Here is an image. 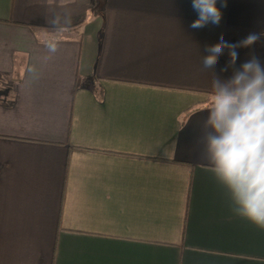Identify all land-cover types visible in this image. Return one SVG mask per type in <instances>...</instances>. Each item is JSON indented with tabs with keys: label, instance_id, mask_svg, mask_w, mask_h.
Returning a JSON list of instances; mask_svg holds the SVG:
<instances>
[{
	"label": "crops",
	"instance_id": "0c3cea01",
	"mask_svg": "<svg viewBox=\"0 0 264 264\" xmlns=\"http://www.w3.org/2000/svg\"><path fill=\"white\" fill-rule=\"evenodd\" d=\"M0 0V264H264V230L235 217L206 170L212 82L264 32V0ZM71 17L48 61L53 15ZM236 67L264 37L238 48ZM36 64L33 81L27 68Z\"/></svg>",
	"mask_w": 264,
	"mask_h": 264
},
{
	"label": "clouds",
	"instance_id": "9594fccd",
	"mask_svg": "<svg viewBox=\"0 0 264 264\" xmlns=\"http://www.w3.org/2000/svg\"><path fill=\"white\" fill-rule=\"evenodd\" d=\"M226 7V0H222ZM197 13L190 27L203 29L218 26L222 12L217 0H192ZM52 30L43 40L48 61L57 53L60 35L72 25L70 16L55 14L50 20ZM264 37V32L250 33L235 44L224 40L206 47L202 70L213 69L228 50L229 60L221 71L232 69L229 78L220 76L212 82V103L204 119L206 170L230 195L231 212L258 229L264 230V66L252 55L236 67L238 48H249ZM33 81L40 76L36 64L27 68Z\"/></svg>",
	"mask_w": 264,
	"mask_h": 264
}]
</instances>
